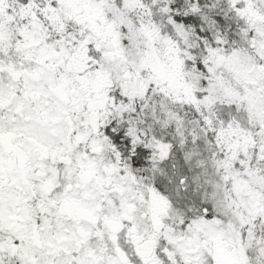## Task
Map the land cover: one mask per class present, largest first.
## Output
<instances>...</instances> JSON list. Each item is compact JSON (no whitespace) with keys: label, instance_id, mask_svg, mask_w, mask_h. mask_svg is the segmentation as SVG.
<instances>
[{"label":"snow or ice","instance_id":"obj_1","mask_svg":"<svg viewBox=\"0 0 264 264\" xmlns=\"http://www.w3.org/2000/svg\"><path fill=\"white\" fill-rule=\"evenodd\" d=\"M0 264H264V0H0Z\"/></svg>","mask_w":264,"mask_h":264}]
</instances>
